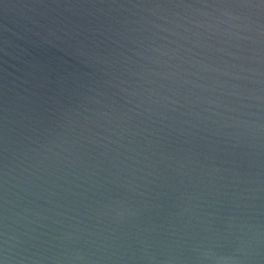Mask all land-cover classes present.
<instances>
[{
  "label": "water",
  "instance_id": "obj_1",
  "mask_svg": "<svg viewBox=\"0 0 264 264\" xmlns=\"http://www.w3.org/2000/svg\"><path fill=\"white\" fill-rule=\"evenodd\" d=\"M0 264H264V0H0Z\"/></svg>",
  "mask_w": 264,
  "mask_h": 264
}]
</instances>
